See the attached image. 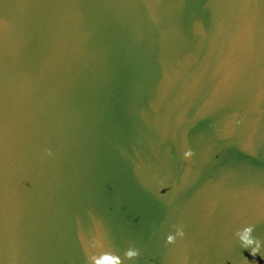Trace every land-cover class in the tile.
<instances>
[{"label": "water", "instance_id": "obj_1", "mask_svg": "<svg viewBox=\"0 0 264 264\" xmlns=\"http://www.w3.org/2000/svg\"><path fill=\"white\" fill-rule=\"evenodd\" d=\"M249 225L264 0H0V264H264Z\"/></svg>", "mask_w": 264, "mask_h": 264}, {"label": "clouds", "instance_id": "obj_2", "mask_svg": "<svg viewBox=\"0 0 264 264\" xmlns=\"http://www.w3.org/2000/svg\"><path fill=\"white\" fill-rule=\"evenodd\" d=\"M254 228L252 226H245L242 230L237 231L233 234L234 241L238 242L241 249H246L249 255L253 257V261L258 254H261V258L264 259L262 255V250H264V240L253 236ZM182 235V233H178ZM172 238H169L171 242ZM248 262L247 260H245Z\"/></svg>", "mask_w": 264, "mask_h": 264}]
</instances>
